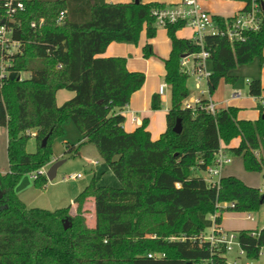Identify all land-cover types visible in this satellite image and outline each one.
<instances>
[{"label": "trees", "instance_id": "obj_1", "mask_svg": "<svg viewBox=\"0 0 264 264\" xmlns=\"http://www.w3.org/2000/svg\"><path fill=\"white\" fill-rule=\"evenodd\" d=\"M6 0H0V7ZM23 4L12 20L14 39L20 50L11 54V68L26 78H4L0 85V124L7 129L9 169L0 171V264H199L213 255L217 264H227L224 251L201 241V234L213 223L211 215L258 212L263 192L235 175H225L213 186L195 169L206 172L220 147L242 155L244 166L263 171L264 106L258 101L259 117H238L239 108L223 107L215 114L204 109L208 98L196 110L185 107L193 90L182 65L184 54L207 49L212 61L208 77L213 94L222 79L235 83L231 74L238 65L256 56L264 66V12L259 29L246 31L244 40L231 42L225 35H205L204 45L179 37L183 22L166 28L172 41L170 56L164 59L165 79L171 90L167 128L158 139L148 130L144 118L133 131L125 129L122 111L132 95L146 81L144 71L127 67L126 56H103L112 42L137 44L143 29L148 40L145 57L154 55L150 42L158 26L152 11L160 2L111 3L107 0H15ZM248 9L252 0H241ZM61 12L64 17L60 19ZM0 14L4 10L0 8ZM219 29L232 16L213 14ZM34 22L36 25L32 24ZM249 93L261 96L260 78L248 82ZM75 95L57 104L59 89ZM152 109L162 107L161 94L151 98ZM178 120L182 130L174 131ZM73 121L83 141L67 142L66 152L77 155L83 143L95 142L121 186L99 184L94 176L73 202L55 211L28 207L15 186L24 174L39 170L52 160V141L64 134V123ZM31 130H36L37 150L27 151ZM45 137L47 143L43 146ZM240 138L237 146L231 142ZM259 152L260 157L256 155ZM46 174L35 184L44 188ZM94 202L95 225L86 218V204ZM234 202L235 207L224 206ZM76 209L74 214L71 213ZM63 217L72 220L65 228ZM241 247L252 259H259L264 246V226L237 230ZM152 254V256H150Z\"/></svg>", "mask_w": 264, "mask_h": 264}, {"label": "rangeland", "instance_id": "obj_2", "mask_svg": "<svg viewBox=\"0 0 264 264\" xmlns=\"http://www.w3.org/2000/svg\"><path fill=\"white\" fill-rule=\"evenodd\" d=\"M200 2L205 6L212 14H220V12L228 11L230 14H235L237 11L242 9L246 3L241 0H200ZM168 35V30L166 27L158 26L156 35L150 40L154 43L156 37L164 32ZM185 35L190 34L191 28L186 26L182 28ZM139 42L142 40L141 54H143V46L146 44L148 37H146L145 29L142 30ZM133 44V43H131ZM133 45H139L133 44ZM154 51V46H153ZM264 51V50H263ZM264 55V53H263ZM144 56V54H143ZM142 56V57H143ZM127 57V56H126ZM145 57V56H144ZM163 61L159 53H155L150 57ZM153 59V60H154ZM164 62V61H163ZM207 67L212 72V61L209 59L206 62ZM193 66V60L188 64V67ZM157 67V66H156ZM156 70V69H155ZM22 77L26 78L29 73L21 72ZM233 75L237 76V81L235 83L226 82L224 79L219 83L218 89L210 94L208 92V85L206 81L202 82L205 91V97L211 96L213 101H220L223 99L231 98L234 92H243V97L231 99L230 106L239 108L238 116L256 120L258 113L260 111L258 103L254 102L250 97L249 84L251 80L255 78H260L264 87V66L260 64V58L256 56L254 60L248 64L238 65L237 69L232 71ZM157 84L166 82L164 73H157ZM157 85V86H158ZM187 85L189 88L196 89L195 76L190 75L187 80ZM160 87V86H159ZM159 91V90H158ZM200 90H197V92ZM264 91V90H263ZM264 94V93H263ZM191 94L190 96H192ZM171 93L167 92L166 96L162 98V107L158 108L153 119V129L156 131L162 126H165V111L164 108L171 106ZM69 123V124H68ZM64 134L60 137H55L52 141V160L41 168L44 174L47 175V170L50 168L51 164L55 161L64 159L65 162L61 164L58 168V174L54 180H48L44 188H40L35 184V178L32 176L31 172L24 174L19 182L16 184L15 189L19 197L24 201L28 207H39L43 209H49L52 211L62 209L63 207L69 206L73 200L78 196V194L83 191L87 185H89L94 178V172L96 171L95 178L99 184L112 185L115 187H120L121 183L116 177L112 169H110L105 161L103 155L99 152L95 142L83 143L80 146L79 153L77 155L66 152L67 142L69 144L78 145L83 141L81 131L78 126L73 122L67 121L64 123ZM32 135V134H31ZM237 142V141H234ZM7 129L0 124V171L7 172L9 169V158L7 155ZM27 151L34 152L37 150V139L32 135L29 137L27 143ZM96 160V161H95ZM223 175H235L242 179L247 184L253 187H260L264 193V170L263 171H251L244 166L243 156L231 154V160L224 165ZM198 175L203 176L208 179V174L199 169H195ZM81 173V176L73 178L72 175H77ZM86 204V218L88 219V224L93 227L95 225V209L94 202L89 199ZM76 212L73 208L72 214ZM255 217V222L247 219L246 212H236L232 210L225 211L223 227L225 230L237 232V228L240 226L249 227L250 225L257 224L261 226L264 224V202L261 204L258 212H252ZM63 224L71 225L72 220L68 217H63ZM230 260H239L238 264H264V246L259 256V259L249 258L246 254L243 256L238 255L237 251H233L229 255Z\"/></svg>", "mask_w": 264, "mask_h": 264}, {"label": "built area", "instance_id": "obj_3", "mask_svg": "<svg viewBox=\"0 0 264 264\" xmlns=\"http://www.w3.org/2000/svg\"><path fill=\"white\" fill-rule=\"evenodd\" d=\"M251 5L248 9H241L232 15V21L226 27L219 29L215 19H213V14L200 2V0H181L178 3L171 5H163L155 7L152 11L155 23L157 26L167 27L169 24L175 22H183L187 26H191L194 30V38L198 41L201 46L204 45L205 35L210 33H220L225 35L231 42H236L237 40H244L246 37V31H254L259 29L262 18L259 16L260 9L263 10L264 0H252ZM4 14H0V85H2L1 80L4 78H9L10 72L13 69L10 67L12 64L11 54L20 50V41L14 39L13 29L8 25V21L12 20L14 14L23 9V4L20 1L15 0H6L2 7ZM64 12H61L60 19L64 17ZM35 26L36 24L32 22ZM194 57V63L192 67H188V57H185L182 61V65L188 72V74L195 76V85L201 94H204L205 91L202 90L201 83L207 81L208 77L211 75V71L206 65L207 60L210 59L211 53L202 48L199 53L189 54ZM22 78V75H19ZM165 84L160 85V94L165 92ZM209 90V89H208ZM241 92H235L233 97H239ZM257 100L261 102L264 106V98L261 96H254ZM208 103L206 106L202 105L203 98L190 96L185 102V107L188 109H193L194 111L198 105L212 114H215L220 110L218 104L211 99V96L207 97ZM134 118V117H133ZM33 136L36 135V130H31ZM256 155L260 157L259 152H256ZM231 160V154L226 153L222 147L216 152L215 160L212 164H208L206 173L208 174L207 182L213 186L219 185V181L223 176L224 165ZM264 166V160L261 161ZM264 170V168H263ZM40 172H31L32 176L36 178L39 173H43L40 169ZM81 173L77 175H72L73 178L81 176ZM230 205L235 207L234 202L225 203L224 206ZM247 213V212H246ZM218 211L211 215L213 223L206 231H203L201 234V241L207 242L212 248V254L214 250L219 252L224 251L226 256L227 264H238L239 260H230L229 255L233 251H237L238 255L243 256L246 254L245 249L241 247L239 233L235 231H229L222 229L221 225L216 222ZM247 216L251 220H255V217L252 213H247ZM263 249V248H262ZM152 256V254H150ZM199 264H217L213 255L210 258H207L201 261Z\"/></svg>", "mask_w": 264, "mask_h": 264}, {"label": "crops", "instance_id": "obj_4", "mask_svg": "<svg viewBox=\"0 0 264 264\" xmlns=\"http://www.w3.org/2000/svg\"><path fill=\"white\" fill-rule=\"evenodd\" d=\"M107 1L111 2V3H122V2H129L131 0H107ZM142 1L143 2H155V1H157L160 3L166 4V5H171L174 3H178L181 0H142ZM230 13L231 12H228V11L220 12L221 15L232 16V14H230ZM220 14H218V15H220ZM189 27L191 28V31H192L190 34L185 35L184 32L182 31V29H180V30H178L177 35L179 37H184V38L194 37L193 36L194 30L191 26H189ZM142 44H143L142 40H141V42H139V45H133V44L127 43V42H123V43L112 42L107 46L106 51L101 55H103L105 57H107V56H127V67L129 70H132V71H140L141 70V71L145 72L146 81H145L144 85L142 86L141 90L135 92L132 95L129 104L127 106H125V108L122 111L123 115L125 116V120H126L124 127L128 131H133L134 129H136L138 126L141 125L144 118H147V119H149L148 130L150 131L152 138L155 140V139H158V137L161 136L160 134L162 132H164L167 128L166 114L169 111L170 106H167L164 108V111L166 113L165 114V119H166L165 126H162L161 128H159L158 130L155 131L153 129L152 115H154L156 110L152 109L151 98H152V95L154 93H157V92L160 93V91H158V90L160 89L159 86L161 84H165V86H166L165 92L163 94H161V99L164 96H166L167 92L171 93V90H170V86H168L166 82L159 83V85L157 84L158 83L157 82V79H158L157 73L162 72V73H164V76L166 74V70H165V66H164V62H163L164 60L161 61L157 58L156 59L145 58L143 56V54H141V45ZM153 46H154L155 53L156 52L159 53V55L162 59H166L170 56V54H171L170 51L172 49V41H171V38L166 35L165 31L160 33L156 37V39L154 40ZM187 60H188V62L193 60V63H194V57L192 55H189ZM222 81H223V79H222ZM206 83H207V81H206ZM201 85H202V83H201ZM202 88H203V85H202ZM192 90H193L192 96L201 97L203 99L207 98V96L205 97V93L201 94L200 91L197 92L198 89L197 90L192 89ZM208 92H209V90H208ZM240 92H241V94L239 95V97H236L237 99L243 97V92L242 91H240ZM234 93H232L231 98L223 99L220 101H215L218 104V108L223 109V107L230 106V104H229L231 102L230 100L236 99L233 97ZM263 93H264V91L262 92V95H261L262 98H264ZM74 95H75L74 91L64 89V88L59 89V91L57 93V97H56L57 104L58 105L62 104L64 101L72 98ZM250 98L256 103H258V101H259L256 99V97H254L252 95ZM259 114H260V111H259L257 117H259ZM238 117H240V115ZM240 118H242V117H240ZM70 122H73V121H70ZM234 141H237V142H234ZM239 142H240V138H236L231 142V145L237 146L239 144ZM95 175H96V171L94 172V176ZM247 219H249L248 216H247ZM249 220L256 223L255 220H251V219H249ZM223 221H224V215H223L221 227H222V229L225 230V228L223 227ZM262 226H264V224H262L261 226L254 224V225H250L249 227L240 226L239 228H237V230H242V229H253L254 230V229H259Z\"/></svg>", "mask_w": 264, "mask_h": 264}, {"label": "water", "instance_id": "obj_5", "mask_svg": "<svg viewBox=\"0 0 264 264\" xmlns=\"http://www.w3.org/2000/svg\"><path fill=\"white\" fill-rule=\"evenodd\" d=\"M138 1V0H136ZM263 12H264V3H263ZM189 55L188 54H184L183 55V58L185 57H188ZM10 76L9 78L11 79H16L19 77V73H17V71L13 70L11 71L10 73ZM174 131L176 132H180L182 130V122L181 120H178L177 124L174 126ZM47 140L48 138L45 137L44 141H43V146L47 143ZM65 162L64 159H61V160H57L55 162H53L50 166V168L47 170V177L49 180H54L57 176V173H58V168L61 166V164H63ZM261 202L263 203L264 202V193L262 194L261 196ZM69 226L67 224H65V228H68Z\"/></svg>", "mask_w": 264, "mask_h": 264}]
</instances>
